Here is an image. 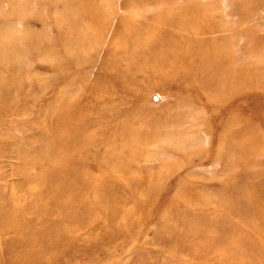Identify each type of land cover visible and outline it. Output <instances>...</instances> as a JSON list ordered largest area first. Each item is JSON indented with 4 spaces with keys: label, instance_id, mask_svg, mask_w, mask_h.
Listing matches in <instances>:
<instances>
[{
    "label": "rangeland",
    "instance_id": "1",
    "mask_svg": "<svg viewBox=\"0 0 264 264\" xmlns=\"http://www.w3.org/2000/svg\"><path fill=\"white\" fill-rule=\"evenodd\" d=\"M0 264H264V0H0Z\"/></svg>",
    "mask_w": 264,
    "mask_h": 264
}]
</instances>
